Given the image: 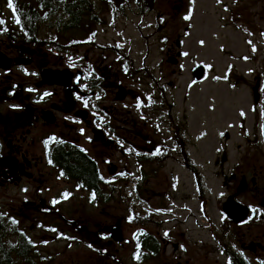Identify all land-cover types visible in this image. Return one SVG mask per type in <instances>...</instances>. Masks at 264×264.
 Masks as SVG:
<instances>
[{"label": "flooded vegetation", "instance_id": "af4514ba", "mask_svg": "<svg viewBox=\"0 0 264 264\" xmlns=\"http://www.w3.org/2000/svg\"><path fill=\"white\" fill-rule=\"evenodd\" d=\"M110 1V12L80 13L77 28L67 16L60 59L53 44L40 38L39 21L35 28H23L13 17L16 28H0V189L20 196L16 217L58 214L59 221L43 226L54 241L88 251L86 262L264 264V66L246 79L249 100L239 114L242 140L232 146L238 157L229 165L227 147L219 145L217 167L226 165V170L213 174L218 188L207 187L189 153L183 120L176 115L167 120L160 77L152 79L158 91L139 88L151 80L148 37L141 34L136 52L135 39L126 31L130 13L115 12ZM144 27L149 32L151 25ZM160 127L169 129L168 142L160 140ZM120 147L148 172H122L112 160L103 172V151L110 149L112 156ZM168 159L186 170L193 188L171 190L170 203L155 210L130 204L142 193L156 194L148 180L160 176L157 171ZM77 165L83 169L72 174ZM169 179L176 177L170 173ZM124 180L128 188L120 187ZM47 188L56 194L44 197ZM125 194L130 199L125 214L103 224L95 212L115 208ZM174 196L184 200L177 204ZM193 200L196 208L188 203ZM72 212L79 216L68 217ZM0 214L11 227L14 218ZM24 222L17 218L13 241L34 244Z\"/></svg>", "mask_w": 264, "mask_h": 264}, {"label": "rangeland", "instance_id": "374dc122", "mask_svg": "<svg viewBox=\"0 0 264 264\" xmlns=\"http://www.w3.org/2000/svg\"><path fill=\"white\" fill-rule=\"evenodd\" d=\"M121 13H130V24L127 33L134 37V48L137 52L138 41L141 34L149 39V64L152 67L151 80L140 83V89L145 85L158 91L153 78L160 80L161 87L166 92L167 120L169 116H177L183 120L189 144V153L192 161L198 164L204 173L207 187L216 189L220 180L213 177L215 171L226 170V165L217 167L219 162V145L227 147L229 165L238 157L237 150L232 146L242 140L240 135L239 114L244 110L249 100L246 79H251L258 67L264 66V0H114ZM109 3L99 0L95 12L101 14L110 12ZM178 6V7H176ZM187 16L188 19L184 17ZM0 28H16L12 25V10L7 7L5 0H0ZM121 18L119 21L121 22ZM142 22V23H141ZM150 23L149 32L144 27ZM37 28L40 38L48 39L50 43H57L59 48H52L57 59L63 51L64 30L39 21ZM139 28L143 30L140 31ZM74 37L79 36L78 31L72 32ZM179 40V47L176 41ZM177 50L181 57L176 64L168 62L170 54L174 56ZM61 63V61L59 60ZM159 66H155L158 64ZM195 63H202L206 68L203 80L197 82L191 77L190 69ZM155 67V68H154ZM237 82L236 86L229 84ZM235 86V87H234ZM142 90V89H141ZM144 90V89H143ZM170 105H173L170 107ZM162 141L168 142L170 133L168 128L160 127ZM157 139H159L157 137ZM192 145V146H191ZM123 151L121 154L120 151ZM126 149L120 147L117 153L111 156L110 149L103 151L101 168L106 172L107 160L115 161L122 172L138 171L141 168L148 172L147 165L138 166L128 157ZM165 165L160 166V176L148 180L152 192L149 197L143 195L138 201H129L141 205L143 210H148L147 204L152 209L170 203L168 193L171 190H191L192 181L186 170L179 164L168 159ZM176 179H169V174ZM121 183L122 188H128L127 181ZM144 185V181H141ZM166 193V197L163 195ZM46 198L54 196L56 191L52 188L41 192ZM173 194V193H171ZM148 198V199H145ZM177 204L184 200L183 197L174 196ZM20 196L14 190L0 189V212L24 222L27 236L34 242L36 254L32 256L35 264H100L101 262H86L88 251L72 245L67 247L64 242L54 241V236L43 226L56 223L60 220L58 214L37 212L27 214L26 220L17 216L16 207ZM129 197L125 194L119 197L115 208H106L102 213H95L103 224L107 221L120 219L125 214ZM130 200V199H129ZM196 208V201L188 202ZM193 207V208H194ZM147 208V209H146ZM153 209V210H155ZM64 214V213H63ZM79 214L71 213L72 218ZM38 218L39 225L34 222ZM23 224V223H22ZM43 226V227H42ZM124 229L129 231V225L124 223ZM14 240V236L10 237ZM85 260V261H83ZM22 264H25L21 262Z\"/></svg>", "mask_w": 264, "mask_h": 264}, {"label": "trees", "instance_id": "16d2710c", "mask_svg": "<svg viewBox=\"0 0 264 264\" xmlns=\"http://www.w3.org/2000/svg\"><path fill=\"white\" fill-rule=\"evenodd\" d=\"M98 1L99 0H13V6L16 10V17L20 19L21 27L23 28H35V21H45L51 26L65 30L67 16L71 17V22L77 28V23L79 22L78 15L82 12H95L94 8ZM5 2H7V0H5ZM102 2L113 4L110 0H101V3ZM118 11H120V8L116 6L115 12L118 13ZM16 17H14V19ZM52 44L53 47L59 48L57 43L52 42ZM81 169L83 168L77 165L75 170L69 171L72 172V174H80ZM198 185H201V180H198ZM2 216L3 215L0 214V264H22L21 262L25 264H35L31 259L32 256L36 254L34 244H30L28 241H23L18 244L10 240V237L16 229L13 223L10 227Z\"/></svg>", "mask_w": 264, "mask_h": 264}, {"label": "water", "instance_id": "95a60500", "mask_svg": "<svg viewBox=\"0 0 264 264\" xmlns=\"http://www.w3.org/2000/svg\"><path fill=\"white\" fill-rule=\"evenodd\" d=\"M179 42L176 41V46L179 47ZM180 56V51H178L175 56L169 57L168 58V62L172 63V64H176L177 63V57ZM204 72H205V68L204 65L201 63H196L192 68H191V76L194 80H200L203 76H204ZM254 93L256 91V89L254 88ZM124 95V92L122 91V89L119 91V97L122 98ZM255 97L256 94H255ZM110 172H114V169L110 170ZM117 232V230H116Z\"/></svg>", "mask_w": 264, "mask_h": 264}, {"label": "snow or ice", "instance_id": "6c2138e0", "mask_svg": "<svg viewBox=\"0 0 264 264\" xmlns=\"http://www.w3.org/2000/svg\"><path fill=\"white\" fill-rule=\"evenodd\" d=\"M7 7H8L9 9L12 10L13 17H16V10H15V8H14V6H13V0H7ZM184 18H185V19H188L187 16H185ZM20 22H21L20 19H19L18 17H16V18H15V23H16L17 25H19ZM3 23H4V21L0 20V24H3ZM28 91H32V89H28ZM44 95H48V93H45ZM78 98H79V97H78ZM13 107H15V106H13ZM241 115H243V113H241ZM44 143H45V145H47V141H45ZM49 163H51V161H49ZM63 195H64L65 197H67L68 193H64ZM53 203H56V201H53ZM253 211H259V210H258V209H253ZM249 219H252V217H249ZM12 223L15 224V223H17V221H15V220L13 219V220H12ZM53 231H55V230L53 229ZM89 247H91V245H89Z\"/></svg>", "mask_w": 264, "mask_h": 264}]
</instances>
